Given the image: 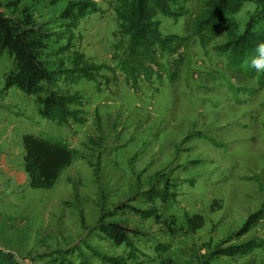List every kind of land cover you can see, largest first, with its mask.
Here are the masks:
<instances>
[{"label": "rangeland", "instance_id": "1", "mask_svg": "<svg viewBox=\"0 0 264 264\" xmlns=\"http://www.w3.org/2000/svg\"><path fill=\"white\" fill-rule=\"evenodd\" d=\"M120 5L0 0V264H264V82L224 48L264 0H174L145 55ZM22 70L31 94L7 85ZM51 93L66 119L41 114ZM25 133L74 152L48 188Z\"/></svg>", "mask_w": 264, "mask_h": 264}, {"label": "trees", "instance_id": "2", "mask_svg": "<svg viewBox=\"0 0 264 264\" xmlns=\"http://www.w3.org/2000/svg\"><path fill=\"white\" fill-rule=\"evenodd\" d=\"M119 18L123 32L130 36V50L138 54H146L156 46L163 47L164 38L160 36L151 21L153 13H169L174 0H119ZM69 10V7H67ZM227 11V10H226ZM212 11L209 12L211 15ZM201 19L205 22L209 17ZM264 22V15H262ZM210 21V20H209ZM0 23V43L6 37V32ZM264 40V23L259 29L247 28L240 37H231L225 44V50L230 52L232 65L244 69L245 72H253L249 66L250 59L255 55V46ZM158 44V45H157ZM140 52V53H139ZM24 70L17 75L16 81L7 83L15 84L27 94L33 93L34 78L24 77ZM259 80L264 82V71H260ZM74 96L51 93L44 99L38 98L41 103V114L51 120H64L73 111L67 109L69 104L75 101ZM60 122V121H58ZM24 170L27 173L29 184L35 188L50 187L60 171L73 159L74 152L68 144L62 140H52L44 135L25 133L22 137Z\"/></svg>", "mask_w": 264, "mask_h": 264}, {"label": "clouds", "instance_id": "3", "mask_svg": "<svg viewBox=\"0 0 264 264\" xmlns=\"http://www.w3.org/2000/svg\"><path fill=\"white\" fill-rule=\"evenodd\" d=\"M255 55L250 59L249 66L256 71H264V40H260L255 46Z\"/></svg>", "mask_w": 264, "mask_h": 264}, {"label": "crops", "instance_id": "4", "mask_svg": "<svg viewBox=\"0 0 264 264\" xmlns=\"http://www.w3.org/2000/svg\"><path fill=\"white\" fill-rule=\"evenodd\" d=\"M24 135V134H23ZM4 162V160L1 161V163ZM3 167V166H2Z\"/></svg>", "mask_w": 264, "mask_h": 264}]
</instances>
